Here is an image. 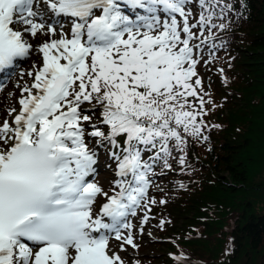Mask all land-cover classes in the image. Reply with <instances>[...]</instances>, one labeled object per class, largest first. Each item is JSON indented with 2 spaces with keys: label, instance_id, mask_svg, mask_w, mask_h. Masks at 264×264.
<instances>
[{
  "label": "snow or ice",
  "instance_id": "snow-or-ice-1",
  "mask_svg": "<svg viewBox=\"0 0 264 264\" xmlns=\"http://www.w3.org/2000/svg\"><path fill=\"white\" fill-rule=\"evenodd\" d=\"M231 9L223 0H0V86L18 61L41 57L19 73L16 106L0 115V264H125L110 241L136 247L128 217L145 210L143 231L157 163L171 170L186 137L208 140L203 118L219 105L198 66L215 59ZM88 137L111 145V193L92 180L103 161Z\"/></svg>",
  "mask_w": 264,
  "mask_h": 264
},
{
  "label": "trees",
  "instance_id": "trees-1",
  "mask_svg": "<svg viewBox=\"0 0 264 264\" xmlns=\"http://www.w3.org/2000/svg\"><path fill=\"white\" fill-rule=\"evenodd\" d=\"M223 2L232 5L229 27L203 77L219 105L203 118L208 140L186 137L172 169L154 170L165 184L150 243L158 254L148 257L155 264H264V0Z\"/></svg>",
  "mask_w": 264,
  "mask_h": 264
},
{
  "label": "rangeland",
  "instance_id": "rangeland-1",
  "mask_svg": "<svg viewBox=\"0 0 264 264\" xmlns=\"http://www.w3.org/2000/svg\"><path fill=\"white\" fill-rule=\"evenodd\" d=\"M51 16H49V19ZM70 21L66 17H62L61 19H56L55 24H63L64 27H68V24ZM34 44H36V41H32ZM41 57L36 51H33L30 57L23 59V61L16 67V73L12 75V79L9 81L7 79V84L3 90H0V115H5L9 108L16 106V98L18 97V90L15 87L17 82V76L22 71L30 70L33 63H39ZM205 66L203 64L198 66V71L200 72V75L202 77H205ZM3 84V85H5ZM3 85L1 87H3ZM95 119V116L93 117ZM103 127V126H101ZM100 138L97 137H88L87 143L89 144V147H98V151H100L103 154L101 157V160L103 161V171L107 173L104 177L99 178V182L102 185V187L105 189V191L112 192V189L115 187V182L117 181L118 177L116 176V162L111 157V151H105L102 142L100 145L97 146V141H99ZM145 159H147L145 157ZM111 165H114V168L110 167ZM158 166L156 165L154 170H156ZM115 169V170H114ZM162 175H153L151 177V186L149 188V198L155 199L156 203L154 205H150V212H148L149 219L147 222H145L142 225L143 231H141V218L144 215L145 210H140L138 212L137 217H128L129 220L136 226L133 229V239L134 244L136 247H132L131 245L125 244L124 250H120V243L116 241L115 239H111L110 243L113 248V250L119 252L121 258L125 261V264H155L148 260L149 256H156L158 253L156 251L155 246L150 245L151 242H153V237L156 236V221H157V215L154 214L156 208L160 206L159 201L161 200V197L158 195V190H161L165 184L161 183ZM163 177V176H162ZM109 180L108 187H104V183ZM101 200L103 198H100ZM262 199V198H260Z\"/></svg>",
  "mask_w": 264,
  "mask_h": 264
}]
</instances>
